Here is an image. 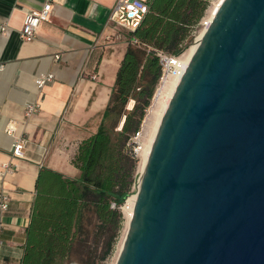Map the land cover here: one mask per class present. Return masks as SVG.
I'll list each match as a JSON object with an SVG mask.
<instances>
[{
  "label": "water",
  "instance_id": "1",
  "mask_svg": "<svg viewBox=\"0 0 264 264\" xmlns=\"http://www.w3.org/2000/svg\"><path fill=\"white\" fill-rule=\"evenodd\" d=\"M116 264H264V0H223L169 97Z\"/></svg>",
  "mask_w": 264,
  "mask_h": 264
},
{
  "label": "crops",
  "instance_id": "2",
  "mask_svg": "<svg viewBox=\"0 0 264 264\" xmlns=\"http://www.w3.org/2000/svg\"><path fill=\"white\" fill-rule=\"evenodd\" d=\"M116 1L54 0L50 20L26 41L25 15L45 0H0V20L11 28L0 34V191L11 193L9 209L0 211V264L22 262L41 169L80 176L73 158L103 122L129 42L121 27L108 25ZM49 73L54 80L40 88L36 78ZM36 103L39 110L28 116L26 108ZM20 136L29 139L23 158L13 154Z\"/></svg>",
  "mask_w": 264,
  "mask_h": 264
},
{
  "label": "trees",
  "instance_id": "3",
  "mask_svg": "<svg viewBox=\"0 0 264 264\" xmlns=\"http://www.w3.org/2000/svg\"><path fill=\"white\" fill-rule=\"evenodd\" d=\"M209 3L153 0L141 25L130 32L99 130L80 143L73 158L80 176L48 167L39 172L21 264L68 260L87 215L111 226L103 258L112 252L124 223L122 206L134 193L136 181L138 158L129 142L140 130L162 77L159 53L181 56ZM131 100L134 105L129 108Z\"/></svg>",
  "mask_w": 264,
  "mask_h": 264
},
{
  "label": "built area",
  "instance_id": "4",
  "mask_svg": "<svg viewBox=\"0 0 264 264\" xmlns=\"http://www.w3.org/2000/svg\"><path fill=\"white\" fill-rule=\"evenodd\" d=\"M153 0H117L113 10L109 16L108 25H114L116 27H121L128 32H134L141 25L146 14L149 12ZM54 0H45L42 8L37 10L29 11L24 18L23 25L20 29V36L26 40L31 41L37 36L38 30L41 24L45 21H49L53 12ZM11 31L10 25L7 21L0 20V34H7ZM162 61V79L175 71L176 63L180 56L169 55L165 53H159ZM58 57V55H57ZM97 77V75H94ZM55 76L52 73L40 75L36 78L37 85L42 88L47 83L54 80ZM39 103L30 104L26 108V114L28 116L32 115L34 112L39 110ZM7 131L9 133L15 132V125L13 122H9L7 126ZM143 128L141 127L139 131L131 138L129 144L134 147V152L136 155L142 148ZM29 143V139L26 137H17L13 143V154L16 157H25V150ZM4 170L7 171L10 168L9 163L3 165ZM5 173V172H2ZM11 202V193L8 189L3 188L0 191V211L2 213L9 209ZM115 206V204H113ZM2 247V242L0 240V248Z\"/></svg>",
  "mask_w": 264,
  "mask_h": 264
},
{
  "label": "rangeland",
  "instance_id": "5",
  "mask_svg": "<svg viewBox=\"0 0 264 264\" xmlns=\"http://www.w3.org/2000/svg\"><path fill=\"white\" fill-rule=\"evenodd\" d=\"M216 0H210V3L205 11V17L208 14L209 8L215 3ZM204 19L201 21L200 25L196 27V29L193 31V38L190 41L189 47L195 43L197 36L199 32L202 30L204 27L203 24ZM121 34H126V36H121V39L129 38L130 34L128 30L124 28L119 29ZM188 49V48H187ZM185 53V52H184ZM183 53V54H184ZM182 54V55H183ZM181 55V56H182ZM180 56V57H181ZM159 87V84L157 88ZM156 88V91H157ZM156 94V92H155ZM155 96V95H154ZM154 98V97H153ZM153 102V99L151 101L150 106L147 109L146 116L142 122L141 127L143 128V133H142V140H141V145L142 148L140 149L139 153L137 154L138 158V163H137V170L135 173L136 181L133 185V190L136 192L138 190V185H139V167L142 159V151H143V146L145 142H147L153 132L156 118L153 117L149 123L145 124V119L147 117V114L149 112V108L151 107ZM134 105V100H131L130 103L128 104L129 108H132ZM121 126V125H120ZM126 227H125V218H124V223L123 227L120 230V233L118 237L116 238V241L114 242V248L112 252L103 258V254L106 250L107 247V242L112 236L113 232L111 230V226L109 224L103 225L102 222L96 217L92 215H87L84 219V227L78 231L76 241L74 243L73 251L70 256V258L66 261H64L62 264H116L117 259H118V249L119 245L123 239V236L125 234Z\"/></svg>",
  "mask_w": 264,
  "mask_h": 264
},
{
  "label": "bare ground",
  "instance_id": "6",
  "mask_svg": "<svg viewBox=\"0 0 264 264\" xmlns=\"http://www.w3.org/2000/svg\"><path fill=\"white\" fill-rule=\"evenodd\" d=\"M222 1L223 0H216L215 3L209 8L207 16L204 17V21H203L204 27L199 32L195 43H193L190 47H188V49L185 51V53L178 59V61L176 63L175 71L169 75H166L162 79L161 83L159 84V87L157 88L156 94L153 98L152 105L149 108V112H148L147 117L145 119V124L149 123V121L153 117L156 118V122H155V126H154L153 132H152L149 140L147 142H145V144L143 146L142 159H141V163H140V167H139V176H141V174L143 172V166H144V162H145L150 144L152 142V139L154 137V134L156 132V129L158 127L160 119L163 115V112L165 110V107L167 105L169 97L172 94L175 86L177 85L180 77L182 76L185 68L187 67V65H188L191 57L193 56L195 50L197 49L198 44L201 41L205 30L207 29V27L212 22L214 15L216 14V12H217L219 6L221 5ZM136 198H137V191L134 192L132 195H130L129 198L127 199V201L125 202V204L122 206V210H123V214H124V218H125L126 231H125L123 239L119 245L118 255H119L121 248L123 246L125 235L127 233V229L129 227L130 220L132 218Z\"/></svg>",
  "mask_w": 264,
  "mask_h": 264
}]
</instances>
